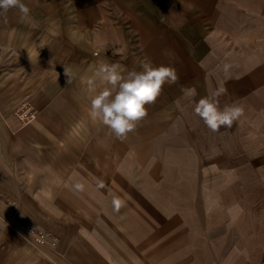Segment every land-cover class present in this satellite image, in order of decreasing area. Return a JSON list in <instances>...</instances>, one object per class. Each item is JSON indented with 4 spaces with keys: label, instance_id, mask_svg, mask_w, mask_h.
Wrapping results in <instances>:
<instances>
[{
    "label": "rangeland",
    "instance_id": "obj_1",
    "mask_svg": "<svg viewBox=\"0 0 264 264\" xmlns=\"http://www.w3.org/2000/svg\"><path fill=\"white\" fill-rule=\"evenodd\" d=\"M170 5L79 0L65 3L61 24L97 30L95 58L103 62L128 70L150 63L177 71L176 83L165 84V94L146 105L143 137L137 139L135 132L129 137L133 177L144 171L143 180L133 181L143 183L138 204L144 213L145 264H168L169 259L176 264H264V0L187 4L194 8L171 15L188 18L182 36L166 23ZM154 12L167 34L159 40L150 35L156 28L148 23ZM31 23L41 26L39 19ZM49 25H54L51 19ZM87 41L88 36L78 41L86 55L93 53ZM137 58L143 63L137 64ZM225 63L233 65L227 73ZM220 84L227 88L220 107L236 103L245 115L232 129L213 133L193 108ZM191 89L194 97L188 95ZM164 105L170 114H157ZM159 117L171 128L166 138ZM143 140L144 160L137 164L136 143Z\"/></svg>",
    "mask_w": 264,
    "mask_h": 264
},
{
    "label": "crops",
    "instance_id": "obj_2",
    "mask_svg": "<svg viewBox=\"0 0 264 264\" xmlns=\"http://www.w3.org/2000/svg\"><path fill=\"white\" fill-rule=\"evenodd\" d=\"M77 1L23 0L30 9L27 17L12 9L8 23L0 22V264H145L144 213L138 204L143 202V183L133 181L143 180L144 171L133 177L130 170L129 137L134 132L117 142L89 115L83 81L103 60L95 58L97 30L61 25L65 3ZM112 1L169 3L166 23L182 36L188 18L171 15L194 8L187 4L210 0ZM37 19L41 26L31 23ZM50 19L54 25H49ZM150 22L156 27L150 33L154 39L167 35L155 12ZM198 32L201 36V28ZM81 36H88L93 53H81ZM24 102L36 113L25 125L14 114ZM167 113L170 108L164 105L157 114ZM144 123L145 118L135 131L137 139L143 137ZM160 123L159 117L161 136L166 138L171 128ZM136 145L139 164L144 160V140ZM98 181L103 189L95 187ZM76 182L85 184L84 193L73 191ZM114 195L125 205L119 213L112 209ZM14 206L23 218L57 237L58 245L36 246L4 224ZM168 264L176 262L169 259Z\"/></svg>",
    "mask_w": 264,
    "mask_h": 264
},
{
    "label": "clouds",
    "instance_id": "obj_3",
    "mask_svg": "<svg viewBox=\"0 0 264 264\" xmlns=\"http://www.w3.org/2000/svg\"><path fill=\"white\" fill-rule=\"evenodd\" d=\"M16 9L22 17L29 15L30 9L23 0H0V22L7 24V13ZM233 65L225 63L223 71L228 72ZM66 83L72 79L65 72ZM178 79L177 71L171 66H154L145 63L140 70H128L118 63L99 62L90 77L83 81L90 99L89 115L107 129V134L118 140L127 139L130 133L138 128L140 122L148 115L146 105L156 101L165 84H174ZM227 94V88L220 84L209 88L208 94L194 104V113L213 133L222 128L232 129L244 117V108L239 104H226L220 107V97ZM190 97L196 95L195 89L188 92ZM97 190L104 188V183L98 181ZM73 191L82 194L86 186L76 182ZM112 209L119 213L124 202L118 196L111 200Z\"/></svg>",
    "mask_w": 264,
    "mask_h": 264
},
{
    "label": "built area",
    "instance_id": "obj_4",
    "mask_svg": "<svg viewBox=\"0 0 264 264\" xmlns=\"http://www.w3.org/2000/svg\"><path fill=\"white\" fill-rule=\"evenodd\" d=\"M15 116L21 124L25 125L35 119L36 113L29 103L24 102L15 108ZM4 223L15 233L25 237L36 246L54 248L58 245L57 237L41 230L33 222L23 218L15 206L10 216L4 220Z\"/></svg>",
    "mask_w": 264,
    "mask_h": 264
}]
</instances>
